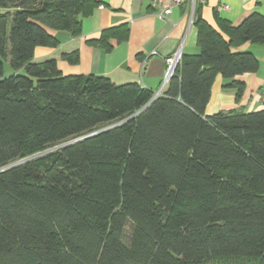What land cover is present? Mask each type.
I'll list each match as a JSON object with an SVG mask.
<instances>
[{
    "label": "trees",
    "instance_id": "obj_1",
    "mask_svg": "<svg viewBox=\"0 0 264 264\" xmlns=\"http://www.w3.org/2000/svg\"><path fill=\"white\" fill-rule=\"evenodd\" d=\"M100 4L0 0V264H264V108L205 113L217 75L238 101L235 78L258 72L253 53L232 49L264 46V14L216 29L197 5L199 52L155 98L34 61L60 45L51 31L80 36ZM129 30L89 44L111 52Z\"/></svg>",
    "mask_w": 264,
    "mask_h": 264
},
{
    "label": "crops",
    "instance_id": "obj_2",
    "mask_svg": "<svg viewBox=\"0 0 264 264\" xmlns=\"http://www.w3.org/2000/svg\"><path fill=\"white\" fill-rule=\"evenodd\" d=\"M94 13L83 20L82 34L72 36L64 31H51L58 38L57 48L38 47L34 61L55 60L64 76L96 75L109 78L116 85L137 83L154 93L160 91L170 58L183 44V54L199 52L197 30L187 5L173 9L165 19L158 16L149 0H98ZM225 7H228L227 9ZM264 14V0H205L198 3V14L211 26L219 29L218 19L239 25L252 13ZM120 25L129 27L126 42L116 43L111 52L89 44L108 28ZM233 52H251L260 62L257 73L237 76L245 89L236 100V89L225 88L231 80L217 75L211 90L206 115L219 112L250 113L262 110L264 90V46L246 43ZM76 52L77 64L63 59Z\"/></svg>",
    "mask_w": 264,
    "mask_h": 264
},
{
    "label": "built area",
    "instance_id": "obj_3",
    "mask_svg": "<svg viewBox=\"0 0 264 264\" xmlns=\"http://www.w3.org/2000/svg\"><path fill=\"white\" fill-rule=\"evenodd\" d=\"M152 7L157 11L159 17L165 19L173 11V9L187 5L188 10L192 15L195 14L198 3H203L205 0H149ZM226 9L228 7H225ZM183 44L181 47L168 59H166L167 69L164 76L163 84L160 91L154 93V97L161 95L167 86L168 81L174 75L177 66L180 64L183 55ZM261 103L264 108V90L261 95Z\"/></svg>",
    "mask_w": 264,
    "mask_h": 264
},
{
    "label": "rangeland",
    "instance_id": "obj_4",
    "mask_svg": "<svg viewBox=\"0 0 264 264\" xmlns=\"http://www.w3.org/2000/svg\"><path fill=\"white\" fill-rule=\"evenodd\" d=\"M4 68H5V77H9L13 74V70L10 66V62H9V59L7 60H4ZM58 147L56 148H53V149H50L46 152H44L42 155H46V154H49L55 150H57ZM221 264H256L255 262H249V261H221Z\"/></svg>",
    "mask_w": 264,
    "mask_h": 264
},
{
    "label": "water",
    "instance_id": "obj_5",
    "mask_svg": "<svg viewBox=\"0 0 264 264\" xmlns=\"http://www.w3.org/2000/svg\"><path fill=\"white\" fill-rule=\"evenodd\" d=\"M114 126H116V125H114ZM114 126H112V127H114ZM112 127H108V128L103 129V130H101V131H105V130L110 129V128H112ZM101 131H100V132H101ZM94 134H95V133H94ZM94 134L87 135V136H85V137H82V138L76 139V140H74V141H71V142H69V143H66V144L62 145L60 148L65 147V146L70 145V144H73V143H76V142H78V141L85 140V139L91 137V136L94 135ZM42 154H43V153H42ZM42 154H39V155H37V156H41ZM21 162H23V161H21ZM21 162L15 163V164L11 165L10 167H12V166H16V165L20 164ZM0 171H1V170H0Z\"/></svg>",
    "mask_w": 264,
    "mask_h": 264
}]
</instances>
